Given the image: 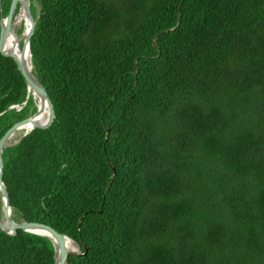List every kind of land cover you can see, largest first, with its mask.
Returning a JSON list of instances; mask_svg holds the SVG:
<instances>
[{"label": "trees", "instance_id": "trees-1", "mask_svg": "<svg viewBox=\"0 0 264 264\" xmlns=\"http://www.w3.org/2000/svg\"><path fill=\"white\" fill-rule=\"evenodd\" d=\"M30 13L55 120L2 151L12 220L76 241L67 264H264V0H30ZM35 110L0 54V138ZM53 254L0 231V264Z\"/></svg>", "mask_w": 264, "mask_h": 264}, {"label": "water", "instance_id": "water-1", "mask_svg": "<svg viewBox=\"0 0 264 264\" xmlns=\"http://www.w3.org/2000/svg\"><path fill=\"white\" fill-rule=\"evenodd\" d=\"M17 10L23 11L25 22L23 23L24 28L23 31V39L21 47H19L18 52L7 53L4 52V34L6 25H8L16 15ZM34 25L35 21L30 13V0H11L8 12L5 16L0 17V54L9 57L13 60L16 68L22 78L24 79L25 85L27 87V91L32 95L33 100L37 97L38 101L42 103L47 108V119L43 124L37 123L34 119L41 114V109L35 104V112L28 116L27 118L16 122L13 124L0 138V202H1V216H0V231L4 232L8 235H15L18 230L26 233H31L34 235H39L42 237H46L50 240L54 254L53 260L54 264H67L69 256H81V247L80 245L68 237L67 235H63L58 233L55 229L50 227L49 225L37 223V222H26L20 221L15 222L12 220L11 207L9 204L8 192L6 187L2 181L3 175V164H2V151L10 144V140L13 135L20 129H23L24 126L29 125V131H25L23 135L14 143L16 144L22 137H24L28 132L33 129H47L53 121L55 120V111L51 100L49 99L46 91L44 90L42 84L36 79V77L31 72V61H30V40L34 34ZM26 52L29 56L30 67L24 61V56ZM31 92V93H30ZM25 105V102L22 106ZM21 107L12 106L10 108H15L16 110H20ZM108 133V130H106ZM114 170V169H113ZM39 231V232H37ZM67 241L72 242L73 248H68Z\"/></svg>", "mask_w": 264, "mask_h": 264}, {"label": "bare ground", "instance_id": "bare-ground-1", "mask_svg": "<svg viewBox=\"0 0 264 264\" xmlns=\"http://www.w3.org/2000/svg\"><path fill=\"white\" fill-rule=\"evenodd\" d=\"M24 15H23V11L17 10L16 15L14 16L13 20L6 25V29H5V34H4V52L7 53H13V52H18L19 50V37H17L16 33H15V28L18 24H22L25 22L24 19ZM27 23L26 26L27 27ZM23 27V31L24 28ZM22 31V32H23ZM24 61L28 64V66L30 67V62H29V56L26 52V55L24 56ZM31 93V92H30ZM32 94V93H31ZM35 104L37 103V106L41 109V114L39 116H37L34 121L40 124H43L46 119H47V108L38 101L37 97L34 98ZM30 127L29 125L24 126L23 129L18 130L12 137V139L10 140V142L15 139L18 136H22L23 133L25 131H29ZM12 211V210H11ZM39 232V231H37ZM67 246L68 248H73V244L72 242L67 241Z\"/></svg>", "mask_w": 264, "mask_h": 264}, {"label": "rangeland", "instance_id": "rangeland-1", "mask_svg": "<svg viewBox=\"0 0 264 264\" xmlns=\"http://www.w3.org/2000/svg\"><path fill=\"white\" fill-rule=\"evenodd\" d=\"M23 27V25L20 23V24H18L17 26H16V28H15V33H16V35H17V37H19V45H21V42H22V39H23V32H21L20 34H18L19 32H20V29ZM35 102V101H34ZM21 137V135L20 136H18V137H16L15 139H13L11 142H10V144H14L19 138Z\"/></svg>", "mask_w": 264, "mask_h": 264}]
</instances>
